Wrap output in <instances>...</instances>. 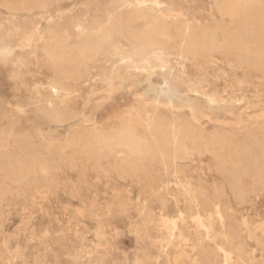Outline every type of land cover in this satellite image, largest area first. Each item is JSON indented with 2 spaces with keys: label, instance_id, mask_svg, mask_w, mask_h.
Listing matches in <instances>:
<instances>
[{
  "label": "rangeland",
  "instance_id": "1",
  "mask_svg": "<svg viewBox=\"0 0 264 264\" xmlns=\"http://www.w3.org/2000/svg\"><path fill=\"white\" fill-rule=\"evenodd\" d=\"M132 10L219 43L238 26L216 0H0V139L22 135L41 156L66 147L19 184L0 170V264H264V189L245 176L235 190L211 148L173 163L68 146L125 127L154 139L146 123L161 119L204 134L264 121V64L176 33L137 39L121 26L87 68L64 72L63 43L81 49Z\"/></svg>",
  "mask_w": 264,
  "mask_h": 264
},
{
  "label": "bare ground",
  "instance_id": "2",
  "mask_svg": "<svg viewBox=\"0 0 264 264\" xmlns=\"http://www.w3.org/2000/svg\"><path fill=\"white\" fill-rule=\"evenodd\" d=\"M216 2L222 14H229L235 17L238 23V26L231 30L224 31L222 29L223 41L221 43L217 42L214 34L208 31L200 33L195 31L190 25H185L181 28L175 26L176 28H173L162 18L144 15L132 10L125 21L119 20L118 22L109 23L99 33H93L94 35L93 38L91 37V43L85 41L86 45L81 49L77 48L78 50H75L72 46L67 47L63 43L61 52H59L57 56L65 62L64 72L72 75L80 68H87V62L95 55L96 50L103 46L113 34L118 32L121 26H124L137 39L152 38L161 35L166 36L170 33H176V35L179 34L190 37V39L202 49L221 47L226 50H235L244 61L254 67L261 68L264 64V0H216ZM25 6L29 9L32 6L34 8L32 2L26 3ZM22 8L24 9V6ZM138 21L142 22L141 29L134 26ZM239 32H241V35H239ZM161 120H154L146 123V126L154 132V139L136 136V133L134 134V130L132 131L130 127H125L118 132L109 131L108 133H103L104 130L100 132L96 129V132H91L86 135V141L83 143H81L80 137L76 136L73 139L70 138L71 142L68 146L72 148L77 147L82 153L97 158L100 152L111 145H121L131 152L132 155L161 156L172 162L177 158L181 159L186 157L185 155L188 149L196 148L199 149L200 152H203L211 148L213 154L219 161V168L224 171L226 170V166H229L230 171L228 179L235 190H242V182L245 176H247L251 182H255L260 188L264 189V121L251 127L245 126L246 128H243L241 132H237L236 134L219 132L204 134L201 133V131L200 133H195V128L190 125L172 126ZM7 142L6 140L0 139V170L10 169V173L7 172L9 173L8 178H10V182L12 181L14 184L22 182L36 169V166H38L41 172H45L54 164L56 160L54 156L62 157L66 153L65 146L52 145L47 148L48 155L41 156L40 154H36L33 150L34 142L22 135L16 136L11 144ZM40 145L41 144H39V146ZM131 167H135V165L132 164Z\"/></svg>",
  "mask_w": 264,
  "mask_h": 264
}]
</instances>
